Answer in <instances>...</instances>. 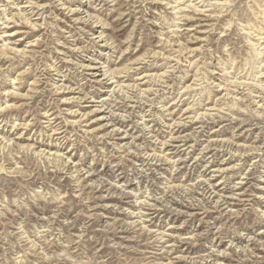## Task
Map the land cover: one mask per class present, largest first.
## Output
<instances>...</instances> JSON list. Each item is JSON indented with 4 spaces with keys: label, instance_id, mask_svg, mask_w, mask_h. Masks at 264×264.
I'll return each mask as SVG.
<instances>
[{
    "label": "rangeland",
    "instance_id": "374dc122",
    "mask_svg": "<svg viewBox=\"0 0 264 264\" xmlns=\"http://www.w3.org/2000/svg\"><path fill=\"white\" fill-rule=\"evenodd\" d=\"M11 3L0 264H264V0Z\"/></svg>",
    "mask_w": 264,
    "mask_h": 264
},
{
    "label": "bare ground",
    "instance_id": "6f19581e",
    "mask_svg": "<svg viewBox=\"0 0 264 264\" xmlns=\"http://www.w3.org/2000/svg\"><path fill=\"white\" fill-rule=\"evenodd\" d=\"M10 1V0H9ZM23 1L24 0H21V2H20V0H11V4H13V5H15V6H19L20 4H23ZM185 1V0H184ZM176 3H178V2H176ZM180 3V2H179ZM26 4H31L30 2H27ZM27 6V5H26ZM24 13L26 12V10H22ZM23 15H25V14H23ZM17 16H19L18 14H17ZM29 16V15H28ZM22 17V16H21ZM25 18V20H26V22L29 20V19H26V16L24 17ZM14 20H15V17H14ZM10 21H13V19H10V20H8V21H6V22H4L3 23V25H9L10 24ZM207 21V20H206ZM29 24V23H28ZM30 25V24H29ZM32 26H37L36 24H31ZM200 26V25H199ZM204 28V27H203ZM6 35V34H5ZM8 35V34H7ZM1 39V38H0ZM8 40V39H7ZM4 42V41H3ZM36 44V43H35ZM10 48H11V46H10ZM17 48V47H16ZM15 48V49H16ZM107 48V47H106ZM7 50H9V48H8V45L6 46L5 45V43H4V45L2 46V49L0 50L1 52V55H6L5 57H7ZM11 51H14V52H18V50H14V48H12V50ZM22 53V52H21ZM24 53V52H23ZM26 53V52H25ZM19 54H20V52H19ZM23 56H24V54H23ZM95 70H97V69H95ZM134 70V69H133ZM98 72V71H97ZM113 72V71H112ZM127 72V71H126ZM25 74V73H24ZM123 74V73H122ZM91 77V76H90ZM130 77V76H129ZM107 78V77H106ZM116 78V77H115ZM114 78V79H115ZM137 80V79H136ZM17 81V80H16ZM134 81V80H133ZM14 82V81H13ZM12 82V85L14 86L15 85V83H13ZM12 86V87H13ZM58 87V86H57ZM57 89V88H56ZM69 89H71V88H68L67 86H63L62 88H60V90H64V92H65V90H69ZM121 89V88H120ZM12 91V90H11ZM120 92V91H119ZM17 92H9L8 91V93H6L5 95H6V97L7 98H12L13 96H15V95H17L16 94ZM145 94V93H144ZM68 95H71V94H68ZM79 98V97H78ZM65 100V99H64ZM72 100V97H71V99H66L65 100V102H69V101H71ZM216 107V106H215ZM8 108H10V107H8ZM7 108V109H8ZM79 110V109H78ZM77 110V111H78ZM0 113H1V110H0ZM100 113V112H99ZM47 114V113H46ZM76 114V113H75ZM1 115V114H0ZM85 117V116H84ZM202 117V116H201ZM88 119V118H87ZM104 119V118H103ZM22 125V124H21ZM20 125V126H21ZM23 125H25V124H23ZM29 125V124H28ZM16 126V125H15ZM25 126H27V125H25ZM49 126V125H48ZM171 127H173V126H171ZM26 130V129H25ZM54 131V130H53ZM55 131H57V130H55ZM55 135H58V134H55ZM40 154V153H39ZM43 154V153H42ZM46 154V153H45ZM233 170V169H232Z\"/></svg>",
    "mask_w": 264,
    "mask_h": 264
}]
</instances>
